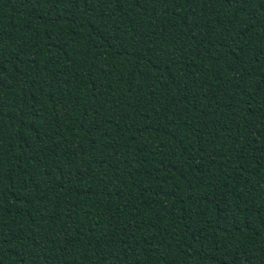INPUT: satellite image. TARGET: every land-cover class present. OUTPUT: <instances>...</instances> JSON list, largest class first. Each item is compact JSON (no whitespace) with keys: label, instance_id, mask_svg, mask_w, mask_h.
<instances>
[{"label":"trees","instance_id":"obj_1","mask_svg":"<svg viewBox=\"0 0 264 264\" xmlns=\"http://www.w3.org/2000/svg\"><path fill=\"white\" fill-rule=\"evenodd\" d=\"M0 264H264V0H0Z\"/></svg>","mask_w":264,"mask_h":264}]
</instances>
